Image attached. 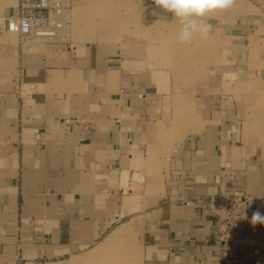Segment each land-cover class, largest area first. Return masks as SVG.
I'll use <instances>...</instances> for the list:
<instances>
[{
  "label": "crops",
  "instance_id": "obj_1",
  "mask_svg": "<svg viewBox=\"0 0 264 264\" xmlns=\"http://www.w3.org/2000/svg\"><path fill=\"white\" fill-rule=\"evenodd\" d=\"M71 2L57 40L7 44L17 62L0 75V264H87L117 225L145 264H222L220 196L249 195L264 213V125L245 143L237 92L259 75L264 0H235L187 44L154 0ZM138 2V14H109ZM244 256L264 264V224Z\"/></svg>",
  "mask_w": 264,
  "mask_h": 264
},
{
  "label": "rangeland",
  "instance_id": "obj_2",
  "mask_svg": "<svg viewBox=\"0 0 264 264\" xmlns=\"http://www.w3.org/2000/svg\"><path fill=\"white\" fill-rule=\"evenodd\" d=\"M19 1L20 0H0V12L3 9H9L14 6L17 7ZM109 7L111 10L109 14L116 16H122L131 12H133L134 14H138L143 8H129L127 5L121 4L116 7ZM262 13L264 17V11ZM8 17L9 15L3 16L0 20V37L2 36V38H0V75L7 74V72H12L16 67L15 63L17 62V60L12 57V53L11 56L7 55V44L9 46L18 47L20 45H25L37 41L33 40L29 42H21V39L17 34L7 30L6 19ZM99 24H101V22ZM114 24L118 25L122 24V22H117ZM174 25L176 26V30H178V21L175 22ZM176 34L173 38L174 42L176 44H181L178 42ZM255 35L257 37H255L254 43H252L254 45L251 46V51H254L255 53V58L253 57L254 59H252V63L256 66L259 75L253 76V74H251L250 77H254L255 82L249 83V85H247V82H245L246 78H241L238 84L237 92L238 94H247L245 99H241L242 97H240L239 99V105L241 110L240 114L244 120L246 133L244 134L245 143L252 140L255 144H258L262 141L261 136L264 125V86L262 83L264 79L263 77H261V73L263 70L259 67V65L262 63L260 61H263L262 59H264V21L262 23V27L258 29ZM165 41L166 39L163 40V42ZM259 51L263 52L259 53ZM15 55H17V53H15ZM194 56H198V54ZM206 56L208 59L210 58L212 60L216 58L215 53H206ZM242 57H244V54L242 55ZM183 60V58H177L176 62L181 63ZM250 130L256 131L257 133H251V139L248 141L249 135L247 137V134L250 133ZM119 230V225H117L115 229L111 232V234L106 238V240L90 252L89 255H97L95 258L88 261L87 264H145L143 248L137 244L136 238L131 229H124L123 235L119 238L113 237L115 234H117Z\"/></svg>",
  "mask_w": 264,
  "mask_h": 264
},
{
  "label": "built area",
  "instance_id": "obj_3",
  "mask_svg": "<svg viewBox=\"0 0 264 264\" xmlns=\"http://www.w3.org/2000/svg\"><path fill=\"white\" fill-rule=\"evenodd\" d=\"M72 20L71 0H20L15 13L6 19V27L21 42L54 41ZM218 203L221 262L245 264L244 249L252 232L251 217L256 211V200L249 195L224 194ZM243 213L247 219L241 218Z\"/></svg>",
  "mask_w": 264,
  "mask_h": 264
},
{
  "label": "clouds",
  "instance_id": "obj_4",
  "mask_svg": "<svg viewBox=\"0 0 264 264\" xmlns=\"http://www.w3.org/2000/svg\"><path fill=\"white\" fill-rule=\"evenodd\" d=\"M155 4L166 13L172 14L179 23L176 38L179 43L187 44L197 36L207 38L212 25L207 19L231 9L235 0H154ZM228 55L227 52L224 53ZM241 218L247 219L245 213ZM251 223L264 224V213L253 212Z\"/></svg>",
  "mask_w": 264,
  "mask_h": 264
},
{
  "label": "bare ground",
  "instance_id": "obj_5",
  "mask_svg": "<svg viewBox=\"0 0 264 264\" xmlns=\"http://www.w3.org/2000/svg\"><path fill=\"white\" fill-rule=\"evenodd\" d=\"M144 2V1H143ZM143 2H138L134 5L135 8L143 7L145 4Z\"/></svg>",
  "mask_w": 264,
  "mask_h": 264
}]
</instances>
